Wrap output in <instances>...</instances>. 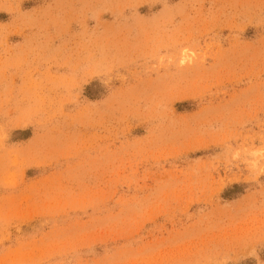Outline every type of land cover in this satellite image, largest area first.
I'll use <instances>...</instances> for the list:
<instances>
[{
	"label": "rangeland",
	"instance_id": "rangeland-1",
	"mask_svg": "<svg viewBox=\"0 0 264 264\" xmlns=\"http://www.w3.org/2000/svg\"><path fill=\"white\" fill-rule=\"evenodd\" d=\"M0 264H264V0H0Z\"/></svg>",
	"mask_w": 264,
	"mask_h": 264
}]
</instances>
